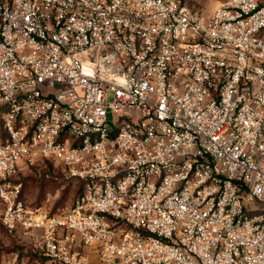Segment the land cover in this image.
I'll use <instances>...</instances> for the list:
<instances>
[{"label":"built area","instance_id":"built-area-1","mask_svg":"<svg viewBox=\"0 0 264 264\" xmlns=\"http://www.w3.org/2000/svg\"><path fill=\"white\" fill-rule=\"evenodd\" d=\"M215 1L0 0V223L36 264H264V0Z\"/></svg>","mask_w":264,"mask_h":264},{"label":"rangeland","instance_id":"rangeland-1","mask_svg":"<svg viewBox=\"0 0 264 264\" xmlns=\"http://www.w3.org/2000/svg\"><path fill=\"white\" fill-rule=\"evenodd\" d=\"M189 1L199 7H207L208 12L217 5L215 0ZM111 99L112 95L110 94L109 100ZM109 117L113 119L111 113ZM0 137L3 139L1 134ZM17 180L23 182L24 197L29 203L34 206L46 207L52 214L66 210L79 192L78 186L73 181L66 179L60 170L42 162L21 171ZM41 239L40 231L33 233L10 232L0 223V261L16 260L19 264L44 262Z\"/></svg>","mask_w":264,"mask_h":264},{"label":"trees","instance_id":"trees-1","mask_svg":"<svg viewBox=\"0 0 264 264\" xmlns=\"http://www.w3.org/2000/svg\"><path fill=\"white\" fill-rule=\"evenodd\" d=\"M0 134L2 135L3 139L6 138V131L3 129L1 122H0Z\"/></svg>","mask_w":264,"mask_h":264}]
</instances>
